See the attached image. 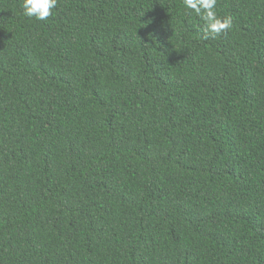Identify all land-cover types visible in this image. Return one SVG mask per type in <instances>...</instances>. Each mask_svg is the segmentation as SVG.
<instances>
[{"label": "trees", "instance_id": "1", "mask_svg": "<svg viewBox=\"0 0 264 264\" xmlns=\"http://www.w3.org/2000/svg\"><path fill=\"white\" fill-rule=\"evenodd\" d=\"M0 0V264H264V0Z\"/></svg>", "mask_w": 264, "mask_h": 264}, {"label": "clouds", "instance_id": "2", "mask_svg": "<svg viewBox=\"0 0 264 264\" xmlns=\"http://www.w3.org/2000/svg\"><path fill=\"white\" fill-rule=\"evenodd\" d=\"M58 0H22L23 15L29 19L45 21L53 15ZM183 7L190 14H195L203 21L205 38L215 39L232 28L231 16L221 17L217 14V0H182Z\"/></svg>", "mask_w": 264, "mask_h": 264}]
</instances>
